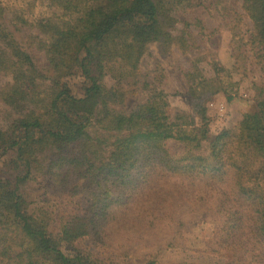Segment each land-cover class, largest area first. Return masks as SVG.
<instances>
[{"label": "trees", "instance_id": "16d2710c", "mask_svg": "<svg viewBox=\"0 0 264 264\" xmlns=\"http://www.w3.org/2000/svg\"><path fill=\"white\" fill-rule=\"evenodd\" d=\"M222 2L0 0V264H264V0H242L229 23L223 7L232 69L211 58L207 76L198 57L186 71L198 122L140 74L151 44L194 48L190 13ZM59 25L68 33L51 41ZM219 94L238 119L209 138L205 103ZM39 180L77 203L57 213L32 193ZM198 220L213 229L207 260L168 259Z\"/></svg>", "mask_w": 264, "mask_h": 264}, {"label": "rangeland", "instance_id": "374dc122", "mask_svg": "<svg viewBox=\"0 0 264 264\" xmlns=\"http://www.w3.org/2000/svg\"><path fill=\"white\" fill-rule=\"evenodd\" d=\"M223 7L231 9L228 19L224 23L231 21L232 13L244 15L242 10V0H223L221 4H206V6L197 9L190 13L189 18L192 21L199 20L201 24L198 26H191L190 32L196 46L187 51H182L178 46L173 45L168 50L162 48L161 45L155 43L148 46L144 56L140 61V74L142 79L147 81H156L161 89L168 94V101L173 113L186 112L189 113L196 122L198 117L193 111V104L189 97L186 96V82L185 73L190 68L191 63L198 57H205V62L201 65L204 74L209 76L211 69L208 65L209 59H215L221 66L232 69L235 62V51L237 43L232 39L229 28L223 24ZM241 26L243 30H252L251 22L244 17ZM68 29L64 25H59L51 34L49 39L56 41L66 35ZM248 36V35H247ZM37 63L41 69L45 68L46 62L44 57L40 54L34 53ZM235 80H240L239 75H235ZM6 78L0 75V87L6 82ZM241 88L247 87L246 82L241 83ZM73 94L80 98L83 96V83L79 79L71 81ZM258 91V86H252L248 89V94L253 97ZM148 98L147 92H140L136 97L130 99L124 106L117 107L125 113L134 110L137 105L144 103ZM207 116H208V137L212 138L224 127L233 126L238 119V114L233 113L228 107L223 95H215L206 101ZM168 147L173 154L178 155L182 151V147L170 141ZM55 188V187H54ZM52 184L47 181L39 180L32 187V193L39 197L40 200L48 199L54 206L57 213H61L67 206L76 204L78 199H70L65 197L61 199L58 192L54 190ZM82 205V204H81ZM195 225L192 230L187 228L190 233L183 242V247L178 249H165L164 255L176 262H203L207 260L206 257V243L212 236L213 229L202 225L201 221H194ZM144 230V229H143ZM133 232L128 231L127 236L132 237Z\"/></svg>", "mask_w": 264, "mask_h": 264}]
</instances>
